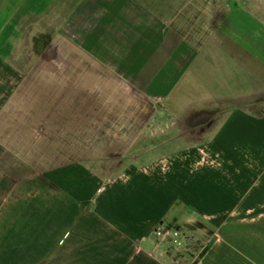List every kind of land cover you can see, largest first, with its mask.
<instances>
[{"label":"crops","instance_id":"crops-1","mask_svg":"<svg viewBox=\"0 0 264 264\" xmlns=\"http://www.w3.org/2000/svg\"><path fill=\"white\" fill-rule=\"evenodd\" d=\"M203 1L0 0V161L75 124L76 93L85 156L118 157L1 175L0 264H264V10ZM56 12L66 66L17 67Z\"/></svg>","mask_w":264,"mask_h":264},{"label":"rangeland","instance_id":"rangeland-1","mask_svg":"<svg viewBox=\"0 0 264 264\" xmlns=\"http://www.w3.org/2000/svg\"><path fill=\"white\" fill-rule=\"evenodd\" d=\"M203 4L212 14H218L217 6L222 4H246L252 7L253 10H264V0H204ZM261 13H264V11ZM62 14L63 13L59 14V12L53 14L47 21L41 24L39 31L34 32L30 37L25 39L22 45L15 51L14 63L17 67L25 70L38 67L53 68L57 66H66L63 65V61L57 59L59 57V50L52 45V36L60 25L64 15ZM31 94L35 93L32 92ZM82 94L83 93H76L77 107L75 109V124L67 123V108H60L59 137L57 136L53 140L44 141L25 139L12 140L11 152L5 154L0 161V177L3 174L24 176L51 164H58L77 158H90L93 159L95 163H102L101 167L105 171L114 168V163L118 159L116 156H85V154L94 151V149L91 150L87 148L83 140ZM28 95L31 96L30 94ZM61 95H64L66 98L67 93H61ZM15 98L19 99L20 93H17ZM219 121L220 118H215L213 123L209 124L210 128L207 130H213ZM182 240L185 242L184 238H182ZM192 247H194L193 244L187 243L185 245L184 243L180 247L175 246V250L178 256L187 258L190 262L192 259L191 254L194 250Z\"/></svg>","mask_w":264,"mask_h":264},{"label":"built area","instance_id":"built-area-1","mask_svg":"<svg viewBox=\"0 0 264 264\" xmlns=\"http://www.w3.org/2000/svg\"><path fill=\"white\" fill-rule=\"evenodd\" d=\"M156 237L160 242H170L176 247L183 245V235L180 229L177 228H161L156 230Z\"/></svg>","mask_w":264,"mask_h":264}]
</instances>
